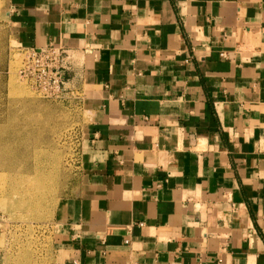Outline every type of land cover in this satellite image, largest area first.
<instances>
[{
    "label": "crops",
    "instance_id": "0c3cea01",
    "mask_svg": "<svg viewBox=\"0 0 264 264\" xmlns=\"http://www.w3.org/2000/svg\"><path fill=\"white\" fill-rule=\"evenodd\" d=\"M1 1L89 115L54 264H264V0Z\"/></svg>",
    "mask_w": 264,
    "mask_h": 264
},
{
    "label": "rangeland",
    "instance_id": "374dc122",
    "mask_svg": "<svg viewBox=\"0 0 264 264\" xmlns=\"http://www.w3.org/2000/svg\"><path fill=\"white\" fill-rule=\"evenodd\" d=\"M24 56L0 0V264H54L58 210L79 178L89 115L68 71L50 87L20 72Z\"/></svg>",
    "mask_w": 264,
    "mask_h": 264
},
{
    "label": "built area",
    "instance_id": "2783aa9c",
    "mask_svg": "<svg viewBox=\"0 0 264 264\" xmlns=\"http://www.w3.org/2000/svg\"><path fill=\"white\" fill-rule=\"evenodd\" d=\"M25 53L20 72L32 76L35 80L46 76L50 87L59 88L66 82L68 52L61 45H49L45 47H20ZM143 223V222H141ZM129 241V238L126 239Z\"/></svg>",
    "mask_w": 264,
    "mask_h": 264
},
{
    "label": "bare ground",
    "instance_id": "6f19581e",
    "mask_svg": "<svg viewBox=\"0 0 264 264\" xmlns=\"http://www.w3.org/2000/svg\"><path fill=\"white\" fill-rule=\"evenodd\" d=\"M14 83H15V82H14ZM2 185H4V184H2ZM33 186H34L36 189H38V190H40L41 187H42L41 185H37V186H36V185H34V184H33ZM31 188H32V187L29 186V187L25 188L24 190H25L26 192H29V191L31 190ZM9 190H10V189H9ZM33 193H35V192H33ZM30 196L32 197V195H30ZM26 203H27V202H26ZM28 203H29V202H28ZM29 204H30V203H29Z\"/></svg>",
    "mask_w": 264,
    "mask_h": 264
}]
</instances>
